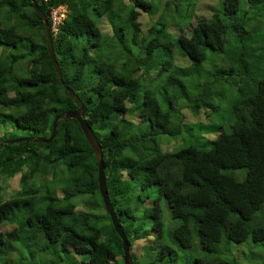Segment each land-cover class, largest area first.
Returning a JSON list of instances; mask_svg holds the SVG:
<instances>
[{"label": "trees", "instance_id": "trees-1", "mask_svg": "<svg viewBox=\"0 0 264 264\" xmlns=\"http://www.w3.org/2000/svg\"><path fill=\"white\" fill-rule=\"evenodd\" d=\"M196 1L36 0L48 23L52 8H65L50 30L52 50L100 145L107 195L133 264H249L239 252L264 249V32H255L264 0H217L218 8L190 23ZM102 18L109 31L98 27ZM0 47V121L47 136L53 116L76 104L58 81L30 0H0ZM208 51L228 65L204 68ZM238 65V79L228 80ZM202 67L203 81L192 79ZM216 82L238 83L229 130L206 147L157 149L155 134L193 130L183 111L198 115L210 102L201 93ZM93 192L95 158L74 118L58 119L48 142L0 144V264H51L47 256L59 251L72 264H122L107 213L72 201Z\"/></svg>", "mask_w": 264, "mask_h": 264}, {"label": "rangeland", "instance_id": "rangeland-1", "mask_svg": "<svg viewBox=\"0 0 264 264\" xmlns=\"http://www.w3.org/2000/svg\"><path fill=\"white\" fill-rule=\"evenodd\" d=\"M154 1V0H152ZM216 1V3L214 2ZM60 11L64 12V6H58ZM196 7V12L195 14L192 15V19L190 23L195 21V19L202 13V15L207 14L210 12L213 8H218L219 7V2L217 0H197L194 8ZM239 13H241L239 11ZM247 15V14H246ZM251 13L249 12L248 16L245 17H251ZM147 15L141 12L140 16L137 17V20L140 21L145 27L146 20H147ZM176 21H178L176 19ZM249 22L251 24L254 23V19L249 18ZM189 23V25H190ZM98 27L101 28L102 31H109V26L107 22L102 18L99 23H97ZM255 27V26H254ZM253 27V28H254ZM255 32L262 33L264 32V17L261 18L260 22V27L256 26ZM252 35V33H251ZM1 49V47H0ZM18 48H10V51L16 50ZM8 50V51H9ZM224 57L223 54L219 52H210L208 51L206 54V58L201 62L203 64L204 68L211 69L215 66L220 65L221 67H225L228 65V62L225 60V62H221L220 58ZM22 62V60H18L15 63V68L17 69L19 64ZM231 62V61H230ZM235 64L231 62V65L233 66ZM241 66V65H240ZM202 67L200 68L196 74H194L191 78L194 79L195 77H198L203 81L205 75V70ZM238 68L239 65L234 67V71L232 72L233 75L228 79H238ZM256 73V71H255ZM258 73V72H257ZM256 76H259L258 74H255ZM164 77V73H161L156 79L151 83V87H154L156 85H159L161 82V79ZM217 79V78H216ZM248 80L245 75H242V81ZM219 81V80H218ZM221 82V81H220ZM220 82H216L213 86L214 91L210 94H204V92L201 93V98H207L206 100L209 103L205 102L200 104V110L198 112L191 114L189 113L188 108L184 109L185 115L188 116L187 122L189 123L188 125L193 128L191 133L186 130H182L181 132L177 133L176 135H168L167 133H157L155 134L156 138V145H154L157 149L160 151H173L176 148L183 146L185 144H195L199 147H206L208 145L209 140H211L213 137H215V134L217 133L218 130H225L228 131V125L231 122L229 119V109H230V99L238 96V93L235 92V89L237 88L236 85L238 83L234 82L232 87H229L227 83L222 84ZM196 94V91H192L191 93V98ZM199 97V98H200ZM206 104L208 106H214L216 109L212 111L206 110ZM218 127L214 129V127ZM207 127L210 128V130L207 129ZM32 130L24 127L17 126L14 124L11 120L5 119L4 121H0V140L3 139H8V138H13V137H19V136H25V135H31ZM196 137V139H195ZM153 149H146L148 153H150ZM229 171V170H228ZM236 171V170H235ZM243 174V171H240L238 175H235L236 179H240L241 175ZM16 184L11 181V183L8 185L9 190H15L16 189ZM56 189V188H55ZM54 189V190H55ZM58 194V192H56ZM72 201L75 202L77 209L81 210H91L93 209L96 213H103L104 209L103 206L101 207V199L99 196L98 192H93V193H79L76 194L72 197ZM101 203V205L98 202ZM264 205V204H263ZM142 222L145 223L144 228H148V220L146 217L142 218ZM103 223H101L102 225ZM141 238L136 239L137 243L134 245V250L136 248V245H139L141 243ZM264 254V249L261 246H256V245H250L247 246L244 251L239 252L240 255V260L244 262V259H246L250 262L249 264H262L263 262V256ZM261 255V256H260ZM260 256V257H259ZM59 257L61 258L59 260ZM3 259V255H0V261ZM69 256L66 255L64 252H57V254H50L49 258L47 256V260H53L51 264H72L71 261L69 260ZM21 261L26 263L24 259H21ZM122 261V258H121ZM119 264L120 261H119ZM123 264V263H122ZM247 264V263H246Z\"/></svg>", "mask_w": 264, "mask_h": 264}, {"label": "water", "instance_id": "water-1", "mask_svg": "<svg viewBox=\"0 0 264 264\" xmlns=\"http://www.w3.org/2000/svg\"><path fill=\"white\" fill-rule=\"evenodd\" d=\"M32 2V5L34 9L37 11L39 14L42 25H43V30H44V36H45V43L47 47V51L50 56V60L53 66V69L55 71V74L58 78V81L60 84L63 86V88L66 90V92L71 96V98L74 100L76 104V108L74 109H67L63 112H58L53 116L52 123H51V130L47 136H39V135H25V136H19V137H13V138H8V139H3L0 140V144L4 142H17L21 140H27V141H32V142H48L55 134L56 132V124L57 120L60 118H67L71 117L74 118L77 122L78 125L87 141L89 144L94 158H95V163H96V183H97V189L101 198L102 206L104 211L107 213L109 220L111 222V225L115 231V233L119 236L120 241H121V248H122V262L123 264H133L129 250H128V244L126 241L125 234L117 220L116 214L113 210L112 204L109 200V197L107 195L106 191V184H105V175L103 171V162H102V151L100 148V145L98 141L96 140L94 134L92 133L90 127L86 123V121L82 117V103L80 99L77 97V95L72 91V89L67 85V83L62 79L60 68L58 66V63L55 59L52 46H51V35H50V28H49V23L47 21V15L46 13H43L39 8L36 3V0H30Z\"/></svg>", "mask_w": 264, "mask_h": 264}, {"label": "clouds", "instance_id": "clouds-1", "mask_svg": "<svg viewBox=\"0 0 264 264\" xmlns=\"http://www.w3.org/2000/svg\"><path fill=\"white\" fill-rule=\"evenodd\" d=\"M59 6H63V5H59ZM64 12H65V8H64ZM64 12H63V11H60L58 6L52 8V9L49 11V18H50L49 28H50L51 31H53V32L56 31L58 23L61 21V19H62L63 16H64ZM46 15H47V14H46ZM54 15H56L59 19H58L57 23L54 25L55 27L52 28V16H54ZM139 241H141V243H143V240H139ZM141 243H140V244H141ZM128 250H129V248H128ZM131 250H134V248H132ZM121 254H122V253H121ZM129 254H130V250H129ZM130 257H131V256H130ZM131 260H132V259H131Z\"/></svg>", "mask_w": 264, "mask_h": 264}, {"label": "built area", "instance_id": "built-area-1", "mask_svg": "<svg viewBox=\"0 0 264 264\" xmlns=\"http://www.w3.org/2000/svg\"><path fill=\"white\" fill-rule=\"evenodd\" d=\"M58 19L59 18L56 15L52 16V28L55 27L54 25L57 23Z\"/></svg>", "mask_w": 264, "mask_h": 264}]
</instances>
